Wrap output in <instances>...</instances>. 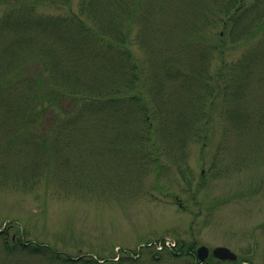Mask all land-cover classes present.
<instances>
[{
  "label": "rangeland",
  "instance_id": "1",
  "mask_svg": "<svg viewBox=\"0 0 264 264\" xmlns=\"http://www.w3.org/2000/svg\"><path fill=\"white\" fill-rule=\"evenodd\" d=\"M87 1L0 0V19L33 10L0 20V264H105L116 251L121 264H194L185 250L200 246L264 264V0L235 14V0L128 1L130 18L123 0ZM53 74L63 79L51 92ZM75 84L102 97L82 109ZM37 86L61 100H37ZM66 115L64 133L71 119L84 132L52 145ZM164 240L186 254L144 249Z\"/></svg>",
  "mask_w": 264,
  "mask_h": 264
},
{
  "label": "trees",
  "instance_id": "2",
  "mask_svg": "<svg viewBox=\"0 0 264 264\" xmlns=\"http://www.w3.org/2000/svg\"><path fill=\"white\" fill-rule=\"evenodd\" d=\"M97 0H88L87 2H86V6H93V4H94V2H96ZM128 1H130L129 3L130 4H132V2L133 1H137V0H123L121 3H118V4H116L115 5V7H122V10L124 11V14H126V13H128V14H126V16L123 14L122 16H125L126 18H130L129 16H130V10L132 9V7L130 8V9H128ZM236 2H239L240 4H238V7L235 9V11H234V14L236 13V11H238L239 9H240V7H241V5H242V2H243V0H235ZM138 2V1H137ZM232 2V1H231ZM231 2L229 1L228 2V5H224L225 6V10H224V12L227 14L228 12H226V11H229V9L231 8L230 6H231ZM92 4V5H91ZM136 4H135V2H134V5L133 6H135ZM24 6V5H23ZM23 6H21V7H15L14 9L13 8H11V9H9L8 11H6V13H4L3 14V16L1 17V19L0 20H8L7 18H9L11 15H14V14H17V13H21V14H24V13H26V14H30L31 12H33V10L31 9V8H29V7H23ZM89 10V9H88ZM117 9L115 8V11H116ZM119 12H117V14H118ZM26 14H24V15H26ZM234 14H232L231 16H229L230 17V19L232 18V16L234 15ZM114 24L116 23V22H118V21H116V18H117V15H116V13H114ZM228 17V18H229ZM117 19H121V18H117ZM4 20V21H5ZM117 28H120V27H117ZM262 28H264V25H262V26H259L258 27V30H260V29H262ZM113 31H114V29H113ZM119 31V33H115L116 34V38H119V37H123V35H122V33L120 32V30H118ZM119 35V36H118ZM93 37H97V35H95L94 33H93ZM250 37H252V36H250ZM249 39V38H248ZM120 42V41H119ZM114 46L116 47V48H120V49H122V45L121 44H114ZM120 46V47H119ZM143 46H144V44H143ZM150 54V53H149ZM148 54V55H149ZM152 58V57H151ZM26 60V59H25ZM59 60H61V57L59 58ZM27 61V60H26ZM52 67H55L54 65H51ZM42 67V69L43 70H45V68L43 67V66H41ZM47 71H49V69H46ZM151 72L152 71H149V73L151 74ZM54 74H56V73H54ZM54 74H53V76L51 77V76H49L48 77V79H47V87H50V91L52 92V91H54V90H56L55 89V86L58 84H61L62 83V79H63V76L60 78V79H58L57 77H55L54 76ZM132 78V80L134 81V78L133 77H131ZM138 79V76H136V80ZM115 81V80H114ZM113 81V82H114ZM129 83H130V85H128V89H129V92H130V89H134L135 87H133L134 85H133V83H132V81L131 80H129L128 81ZM78 84H75L74 85V88L73 89H71V91H70V94L68 93V95H70V96H72L73 94H74V92L75 93H77L78 95H82V97H83V99H84V102H82L83 104H82V109H85V108H87L88 106H91V105H93L91 102H89V101H87V99L89 98V97H93V96H96V99L97 98H101L102 96L100 95V92L97 90L98 88L97 87H95V88H93V87H90L89 85H87V86H84V88L82 89V90H78V88L76 87ZM40 86H41V84H40ZM154 86H155V84H154ZM47 87H45V86H42V87H40L39 88V86H37V88H36V90H34V94H36V93H38V95H37V100L38 99H41L43 102H45V101H47V100H52V101H57V100H61V98L60 97H52V96H49V95H46L45 94V91L47 90ZM72 88V87H71ZM44 89V90H43ZM88 91V93H85V91ZM37 91V92H36ZM235 92H236V90H235ZM85 93V94H84ZM242 92H240V94H241ZM102 94V93H101ZM116 94V92H112L111 93V96H110V99H111V101L112 102H115V101H123L126 97H124V98H122V96H116L115 95ZM134 94V93H133ZM243 94V93H242ZM61 95H62V93H61ZM66 95V94H65ZM125 95V94H124ZM135 96V97H134ZM129 98H132V99H136V101H142L143 99L144 100H146V95L145 94H143V93H141V92H136V94H134L133 96H130L129 95ZM235 100H236V98H235ZM238 100H240V98L238 97V95H237V102H238ZM128 101V99L126 100V102ZM135 101V102H136ZM24 102L25 101H21L20 102V105L18 106V108H17V117H16V115H15V117H16V120L18 121V124H17V132H18V130H19V132L20 133H17L19 136L20 135H26V134H29V130H28V127L29 126H27V124H28V122H29V120L30 119H28L27 118V116H28V112H30L29 110L31 109L30 107H31V104H24ZM112 102H110V103H112ZM134 102V101H133ZM41 103V102H40ZM130 103V102H129ZM132 103V102H131ZM109 104V103H108ZM95 105V104H94ZM124 105L125 104H122V107H124ZM104 106H108V105H102V104H99V105H97V106H95L94 107V112H93V114H95V115H97L98 116V118H96L97 119V121H102V118H101V116H99L100 114H101V109H102V107H104ZM236 106H237V104H236ZM96 107H97V110H96ZM79 111H81L80 109H79ZM78 111V112H79ZM139 113H141V114H143V116H145L143 119V122H141V123H146V121L147 122H150L151 121V117H149V115H146V111L145 110H143V108H142V110L140 111H138ZM81 114L83 113V112H80ZM79 114V113H78ZM80 114V115H81ZM75 116H74V118L75 119H78L77 118V116H79V115H77V113L76 114H74ZM73 116V115H72ZM233 117V116H232ZM68 118H69V120H70V118H71V116L69 117L68 115H66L63 119H62V122H58L57 124H55V126H54V129L51 131V136L54 134V135H57V136H55V138L54 139H52V141H51V143L52 142H55V144H56V146L57 145H61L62 146V144L64 143V145H69V138L67 137V135L68 134H72V135H75V134H77L78 133V131H79V133L80 132H84V131H82L81 130V128L79 127V126H81V124H83V122H80V124H77V123H75V120L74 119H71L72 121H73V123L72 124H76L75 125V127L73 128V126H71V128L68 130L69 132H67V133H64L65 132V127L64 126H66L67 124H69L68 122H67V120H68ZM138 118V116L136 117V119ZM150 120V121H149ZM153 120V119H152ZM163 120H167L166 119V117H160L159 118V124H161V121H163ZM249 119H248V117H244V123H243V126L244 127H247L248 126V121ZM71 122V121H70ZM22 123H23V125H25L26 124V126L27 127H24L25 128V130L23 131V128L22 129H20V127H21V125H22ZM67 123V124H66ZM97 123H99V122H96V124ZM126 123L124 122V121H122L121 122V124L120 125H125ZM112 126V124L110 125V127ZM114 126V125H113ZM161 126V128L162 129H164V125H160ZM120 128L119 129H117V127H116V129H115V134H117V135H119L120 133H121V129H122V127L121 126H119ZM99 128H97V130H98ZM151 129V128H150ZM20 130H22V133H21V131ZM86 130V129H85ZM107 130H109V126L107 127V128H104L103 129V131H105V133H106V131ZM86 133V132H85ZM107 135H109L110 133H106ZM163 136H162V131H161V133H160V140H162L161 138H162ZM151 138L153 139V137L151 136ZM62 143V144H61ZM67 143V144H66ZM52 145H54L53 143H52ZM127 145H129V144H127ZM152 149V151L154 150L153 148H151ZM156 150V149H155ZM169 151H170V149H169ZM154 152V151H153ZM172 153H170V155H171ZM178 158H179V155H178ZM159 160V158H158V156H156L155 155V163L157 162ZM21 242V243H20ZM13 244H14V242H13ZM22 245V246H21ZM36 245H38V246H41V245H39V244H36ZM19 246L20 247H23V246H28V247H35V245H34V243H30V242H28V243H24V242H22V241H19ZM183 248V244H178V247L176 248V249H174V251H169V255H170V257H177V256H179L178 254L180 253V252H183L184 250H181ZM35 249L33 248V249H31L30 250V253L32 252V251H34ZM190 251H194L193 250V248L192 247H188L186 250H185V252H190ZM156 255H160L159 253H155ZM154 257H155V255L153 254L152 255V258L154 259ZM128 259V258H127ZM127 259H125V258H121L119 261H117V262H107V263H105V264H121L124 260H127ZM130 260V259H129ZM68 263H70V259H68V260H66ZM86 262H87V264H99L98 262H96V261H94V260H92V259H86ZM194 264H199V262H195ZM205 264H210V263H205ZM222 264V263H221ZM223 264H239L238 262H226V263H223Z\"/></svg>",
  "mask_w": 264,
  "mask_h": 264
},
{
  "label": "water",
  "instance_id": "3",
  "mask_svg": "<svg viewBox=\"0 0 264 264\" xmlns=\"http://www.w3.org/2000/svg\"><path fill=\"white\" fill-rule=\"evenodd\" d=\"M213 256L216 257L217 259L221 260H230L234 261L236 259V255L232 253L229 249L225 247H217L214 248L213 250ZM208 255V248L205 246H201L200 248L197 249V257L198 260L204 261Z\"/></svg>",
  "mask_w": 264,
  "mask_h": 264
},
{
  "label": "flooded vegetation",
  "instance_id": "4",
  "mask_svg": "<svg viewBox=\"0 0 264 264\" xmlns=\"http://www.w3.org/2000/svg\"><path fill=\"white\" fill-rule=\"evenodd\" d=\"M224 151V150H223ZM221 154H223V153H221ZM180 253H182V255H185L183 252H180ZM179 255H181V254H179ZM186 255H188V256H191L194 260L196 259V250L195 251H190V252H188V254H186ZM212 258H214V256H213V254H212V251L210 252L209 251V253H208V256H207V258L205 259V261H204V264L207 262V263H210V259L211 260H215V259H212ZM218 261V260H217ZM221 261V260H220ZM220 261H218V262H220ZM223 262H225V261H221V263H223Z\"/></svg>",
  "mask_w": 264,
  "mask_h": 264
},
{
  "label": "built area",
  "instance_id": "5",
  "mask_svg": "<svg viewBox=\"0 0 264 264\" xmlns=\"http://www.w3.org/2000/svg\"><path fill=\"white\" fill-rule=\"evenodd\" d=\"M157 249L160 250L163 247L171 248L174 246V243L171 240H164V242H161L160 244L156 245Z\"/></svg>",
  "mask_w": 264,
  "mask_h": 264
}]
</instances>
